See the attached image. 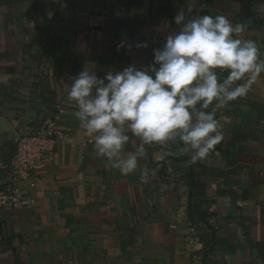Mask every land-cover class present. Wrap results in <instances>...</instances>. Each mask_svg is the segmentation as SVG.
Returning a JSON list of instances; mask_svg holds the SVG:
<instances>
[{"label":"crops","instance_id":"1","mask_svg":"<svg viewBox=\"0 0 264 264\" xmlns=\"http://www.w3.org/2000/svg\"><path fill=\"white\" fill-rule=\"evenodd\" d=\"M187 2H0V183L16 130L35 128L57 104L72 139L43 162L31 206L0 209V264H264V74L218 110L224 139L205 160L189 164L179 145L168 154L146 146L147 184L140 168L124 176L97 156L68 100L67 84L84 68L103 77L151 63ZM202 3L201 14L246 25L238 38L264 58V0ZM102 10L121 16L90 27L87 15ZM138 143L132 137L126 150Z\"/></svg>","mask_w":264,"mask_h":264},{"label":"clouds","instance_id":"2","mask_svg":"<svg viewBox=\"0 0 264 264\" xmlns=\"http://www.w3.org/2000/svg\"><path fill=\"white\" fill-rule=\"evenodd\" d=\"M203 7L202 0H188L173 18L177 30L153 49L147 66L130 64L103 77L84 68L67 84L79 127L92 138L97 156L121 175L140 168L146 146L157 145L168 154L179 145L181 152L191 153L189 164L205 160L224 139L218 110L246 97L264 74L257 43L238 38L246 25L201 14ZM125 46L122 40L117 47ZM148 46L135 44L137 49ZM132 137L139 143L127 151ZM149 178L150 169L140 168V183Z\"/></svg>","mask_w":264,"mask_h":264},{"label":"built area","instance_id":"3","mask_svg":"<svg viewBox=\"0 0 264 264\" xmlns=\"http://www.w3.org/2000/svg\"><path fill=\"white\" fill-rule=\"evenodd\" d=\"M120 16V11L102 10L90 12L87 21L90 27L104 30ZM62 113V106L57 104L35 128L16 130L12 137L13 154L2 167L6 179L0 183V209L31 206L34 202L31 192L43 162L58 151L62 141L72 144L70 136L58 126Z\"/></svg>","mask_w":264,"mask_h":264},{"label":"rangeland","instance_id":"4","mask_svg":"<svg viewBox=\"0 0 264 264\" xmlns=\"http://www.w3.org/2000/svg\"><path fill=\"white\" fill-rule=\"evenodd\" d=\"M4 2V3H6V2H10V3H18V2H20V0H0V2Z\"/></svg>","mask_w":264,"mask_h":264}]
</instances>
